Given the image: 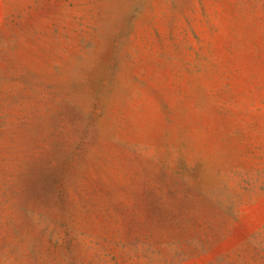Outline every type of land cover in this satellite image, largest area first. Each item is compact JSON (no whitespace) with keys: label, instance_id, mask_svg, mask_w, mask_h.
<instances>
[{"label":"rangeland","instance_id":"374dc122","mask_svg":"<svg viewBox=\"0 0 264 264\" xmlns=\"http://www.w3.org/2000/svg\"><path fill=\"white\" fill-rule=\"evenodd\" d=\"M0 264H264V0H0Z\"/></svg>","mask_w":264,"mask_h":264}]
</instances>
